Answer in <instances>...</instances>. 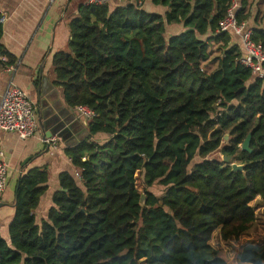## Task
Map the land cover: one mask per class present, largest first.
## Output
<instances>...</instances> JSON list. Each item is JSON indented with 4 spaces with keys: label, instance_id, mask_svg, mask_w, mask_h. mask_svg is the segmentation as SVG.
I'll return each instance as SVG.
<instances>
[{
    "label": "trees",
    "instance_id": "trees-1",
    "mask_svg": "<svg viewBox=\"0 0 264 264\" xmlns=\"http://www.w3.org/2000/svg\"><path fill=\"white\" fill-rule=\"evenodd\" d=\"M151 1L166 12L148 11L147 0L78 7L69 50L53 65L67 103L96 113L87 139L65 150L81 178L60 173L39 220L48 167L20 176L0 264H232L214 233L239 239L254 227L252 203L264 206V78L241 63L236 37L217 33L232 0ZM262 2L240 0L238 19L253 17L264 48ZM171 25L184 30L168 36ZM0 56V68L16 62L3 45ZM207 62L217 66L207 72ZM250 133L251 152L241 148ZM216 150L222 158H209ZM240 261L264 264V242L246 245Z\"/></svg>",
    "mask_w": 264,
    "mask_h": 264
},
{
    "label": "crops",
    "instance_id": "crops-1",
    "mask_svg": "<svg viewBox=\"0 0 264 264\" xmlns=\"http://www.w3.org/2000/svg\"><path fill=\"white\" fill-rule=\"evenodd\" d=\"M71 2L72 0H0V9L6 16V20L2 23L3 37L0 45H3L5 50L16 59L13 66L0 68V102L9 82L13 80L37 103L38 123L36 134L27 140L20 139L15 133L0 131V146L9 166L8 186L3 193H0V233L3 238L4 233L6 237L9 235V225L15 215V207L12 203L15 200L20 176L34 167H48L50 175L48 190L36 211L39 220L46 219L53 205V195L60 189V173L77 171L72 166L71 159L65 154L66 148L75 146L88 137L87 127L83 123L85 117L79 115L77 109L67 103L63 87L55 84L56 71L53 58L57 52L69 50L72 39L70 21L78 13L77 8L69 14ZM111 2H114L113 6ZM111 2L109 3L111 8H116L115 5L119 3L124 4L119 0ZM145 8L153 13L166 12L165 7L156 6L151 0H147ZM169 27L176 28L170 35L184 30L182 25ZM0 59L5 62L8 58L0 56ZM53 136L59 139L57 147L47 148L42 140L44 137ZM94 139L104 141L107 138L98 135ZM26 159L29 161L24 165ZM261 208L264 209V206L261 205ZM257 223L258 220L254 227L239 239L223 240L220 230H217L211 244L230 263L249 264L241 262L240 255L246 245L261 243L264 239L257 236L264 234L263 227ZM215 240L218 241L217 244Z\"/></svg>",
    "mask_w": 264,
    "mask_h": 264
},
{
    "label": "built area",
    "instance_id": "built-area-1",
    "mask_svg": "<svg viewBox=\"0 0 264 264\" xmlns=\"http://www.w3.org/2000/svg\"><path fill=\"white\" fill-rule=\"evenodd\" d=\"M112 0H88L86 5H107ZM241 9L240 0H232L226 16L219 22L217 33H228L239 40L243 54L240 58L242 64L247 66L254 77L264 78V48L253 39V29L249 22L238 19ZM6 20L0 9V23ZM77 112L87 120L94 119L96 113L88 106L75 107ZM37 103L28 94L11 80L5 89L0 102V131L15 133L22 140H27L36 134L38 123L36 120ZM47 148H56L58 137L43 138ZM76 177L81 178L78 171ZM9 182V166L4 159V151L0 146V193H3Z\"/></svg>",
    "mask_w": 264,
    "mask_h": 264
},
{
    "label": "rangeland",
    "instance_id": "rangeland-1",
    "mask_svg": "<svg viewBox=\"0 0 264 264\" xmlns=\"http://www.w3.org/2000/svg\"><path fill=\"white\" fill-rule=\"evenodd\" d=\"M86 1L87 0H72V2H71V5H70V9H69V14L71 13V12H73V11H75V10H77V8L80 6V5H84L85 3H86ZM114 1H118V0H114ZM254 0H248V3L250 4V3H252ZM119 2H124V4H126L127 3V0H119ZM113 3L114 2H111V6H113ZM121 3H119L118 5H120ZM118 5H115V6H118ZM122 5V4H121ZM253 6L251 5V6H249V11H251V8H252ZM261 10L263 11L264 10V0H263V2H262V4H261ZM254 13H255V10L253 9V15H254ZM253 17H251V19L248 21L249 23H250V25H253ZM174 29H176V28H171V27H169V29H168V33H167V35L169 36L170 34H171V32H173V30ZM171 36V35H170ZM211 46H210V53H211V59H214V57H216L217 55H219L220 54V51H219V49L217 48V43H215V42H212L211 44H210ZM217 66V63H214L213 65H211V62H207V63H204V65H203V68H204V70L205 71H207V72H209L213 67L215 68ZM213 68V69H214ZM228 139V138H227ZM209 158H219V159H221L222 158V153H221V150H216L215 152H213L210 156H209ZM152 191H154L155 193H157V194H159V193H161V191H162V188L160 187V186H156V187H154V188H152ZM252 205L254 206V208L256 209V212L258 213V214H256L257 215V220H258V225L259 226H261V227H263V229H264V209H262L261 208V205H263L262 204V201H261V199H255L254 200V202L252 203ZM46 218V217H45ZM2 232V231H1ZM257 232H258V230H257ZM3 234V233H2ZM264 234H258L257 236L258 237H264L263 236ZM3 236H4V238L5 239H7V240H9V235L6 237V235H5V233L3 234ZM254 238H256V235H255V237ZM216 239H218V236L216 237ZM245 242H247V240H244ZM217 242L218 241H216L215 240V243L217 244ZM262 242H264V239L263 240H261V243Z\"/></svg>",
    "mask_w": 264,
    "mask_h": 264
},
{
    "label": "water",
    "instance_id": "water-1",
    "mask_svg": "<svg viewBox=\"0 0 264 264\" xmlns=\"http://www.w3.org/2000/svg\"><path fill=\"white\" fill-rule=\"evenodd\" d=\"M78 113V112H77ZM79 114V113H78ZM80 115V114H79ZM83 123H84V125L85 126H87V119L86 118H84L83 119ZM44 138H47V137H44ZM251 138H252V135H251V133L247 136V138L245 139V141L242 143V145H241V148H242V150H245V151H249V152H251L252 150H251V148H250V143H251ZM226 162H229L230 160H231V157H229V156H227V157H225V159H224ZM29 161V159H26L25 161H24V165L27 163ZM232 169H233V171L234 172H238V171H243V169H244V165H239V164H237V163H233L232 164ZM145 204H146V196H145V194H143L142 196H141V200H140V205L143 207V206H145ZM257 260L260 262L261 261V255H259V257L257 258Z\"/></svg>",
    "mask_w": 264,
    "mask_h": 264
}]
</instances>
